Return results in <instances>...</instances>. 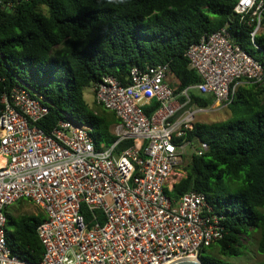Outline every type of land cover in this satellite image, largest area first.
Here are the masks:
<instances>
[{
	"label": "built area",
	"instance_id": "1",
	"mask_svg": "<svg viewBox=\"0 0 264 264\" xmlns=\"http://www.w3.org/2000/svg\"><path fill=\"white\" fill-rule=\"evenodd\" d=\"M5 0H0V8ZM239 23L262 29V0H238ZM186 57L201 82L176 94L166 83L170 67H133L126 84L111 75L92 85L94 104L115 114L116 141L98 149L94 128L71 119L47 132L39 124L48 103L26 86L1 97L0 264H170L201 257L224 237L222 219L206 196L189 192L172 200L167 192L185 174L188 150L201 155L206 144L187 139L197 117L226 109L240 87L264 84V63L236 44L226 25L206 33ZM192 95L211 96L205 109ZM157 102L158 109H146ZM132 145L118 151L120 145ZM20 201L42 210L37 228L40 262L13 254L7 242L6 210Z\"/></svg>",
	"mask_w": 264,
	"mask_h": 264
},
{
	"label": "trees",
	"instance_id": "2",
	"mask_svg": "<svg viewBox=\"0 0 264 264\" xmlns=\"http://www.w3.org/2000/svg\"><path fill=\"white\" fill-rule=\"evenodd\" d=\"M264 3V0H262ZM238 0H5L0 8L1 97L26 86L48 103L49 115L39 127L51 132L71 119L94 128L98 149L116 137L115 114L90 108L84 90L111 75L126 84L133 67H170L166 83L176 94L201 82L186 57L189 47L206 33L228 25L234 42L264 63V33L251 42L253 30L234 13ZM264 30V15L261 21ZM211 96L192 95V105L211 108ZM157 102L146 109H158ZM223 122H196L187 139L208 150L192 154L185 176L167 192L178 200L189 192L206 196L222 219V240L202 254L206 264H234L225 258L243 256V242L259 233L258 251L264 254V84L240 87ZM132 145L125 142L118 151ZM20 201L6 210L7 242L22 260L38 263L43 246L37 236L45 214L17 213ZM257 264H264V261Z\"/></svg>",
	"mask_w": 264,
	"mask_h": 264
},
{
	"label": "rangeland",
	"instance_id": "3",
	"mask_svg": "<svg viewBox=\"0 0 264 264\" xmlns=\"http://www.w3.org/2000/svg\"><path fill=\"white\" fill-rule=\"evenodd\" d=\"M260 33H264V30L261 29ZM84 99L87 105L90 108L96 109L94 104V94H93V87L92 85L89 86L84 90ZM215 108H217V104H214ZM231 116L230 111L228 108L218 110L217 112H212L206 115H201L197 117L196 122L204 123V124H212L216 122H223L229 119ZM192 155V151L188 150V154L186 155L184 162L181 166V174H185L184 168L190 162V157ZM15 206V205H14ZM41 211L37 206L31 203H23L21 209L14 207L13 211L11 212L12 217H15L17 213L22 214H37ZM260 240L259 233L252 234L251 237L247 238L244 242V249H243V256L240 258H225L227 261L234 263V264H257L259 262L264 261V254L259 253L258 251V243Z\"/></svg>",
	"mask_w": 264,
	"mask_h": 264
},
{
	"label": "water",
	"instance_id": "4",
	"mask_svg": "<svg viewBox=\"0 0 264 264\" xmlns=\"http://www.w3.org/2000/svg\"><path fill=\"white\" fill-rule=\"evenodd\" d=\"M170 264H206L203 261L202 256L201 257H196V258H183L176 260L174 262H171Z\"/></svg>",
	"mask_w": 264,
	"mask_h": 264
},
{
	"label": "snow or ice",
	"instance_id": "5",
	"mask_svg": "<svg viewBox=\"0 0 264 264\" xmlns=\"http://www.w3.org/2000/svg\"><path fill=\"white\" fill-rule=\"evenodd\" d=\"M242 2H249V0H242Z\"/></svg>",
	"mask_w": 264,
	"mask_h": 264
},
{
	"label": "bare ground",
	"instance_id": "6",
	"mask_svg": "<svg viewBox=\"0 0 264 264\" xmlns=\"http://www.w3.org/2000/svg\"><path fill=\"white\" fill-rule=\"evenodd\" d=\"M2 166V162L0 161V167Z\"/></svg>",
	"mask_w": 264,
	"mask_h": 264
}]
</instances>
